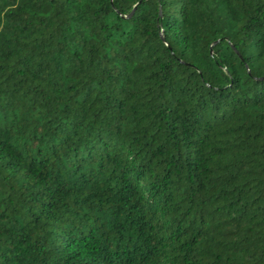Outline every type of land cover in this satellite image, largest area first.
<instances>
[{"label":"trees","instance_id":"obj_1","mask_svg":"<svg viewBox=\"0 0 264 264\" xmlns=\"http://www.w3.org/2000/svg\"><path fill=\"white\" fill-rule=\"evenodd\" d=\"M0 264H264V0H0Z\"/></svg>","mask_w":264,"mask_h":264}]
</instances>
